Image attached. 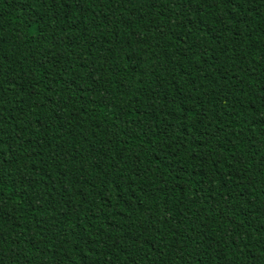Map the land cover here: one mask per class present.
Segmentation results:
<instances>
[{"label":"trees","instance_id":"1","mask_svg":"<svg viewBox=\"0 0 264 264\" xmlns=\"http://www.w3.org/2000/svg\"><path fill=\"white\" fill-rule=\"evenodd\" d=\"M0 264H264V0H0Z\"/></svg>","mask_w":264,"mask_h":264}]
</instances>
